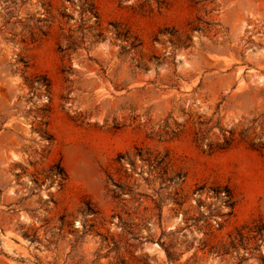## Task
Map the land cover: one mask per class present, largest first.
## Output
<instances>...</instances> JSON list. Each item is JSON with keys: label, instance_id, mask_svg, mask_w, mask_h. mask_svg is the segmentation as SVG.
<instances>
[{"label": "rangeland", "instance_id": "rangeland-1", "mask_svg": "<svg viewBox=\"0 0 264 264\" xmlns=\"http://www.w3.org/2000/svg\"><path fill=\"white\" fill-rule=\"evenodd\" d=\"M0 264H264V0H0Z\"/></svg>", "mask_w": 264, "mask_h": 264}]
</instances>
